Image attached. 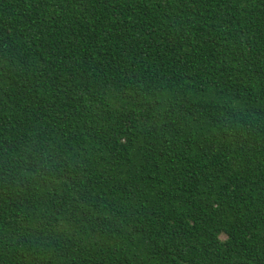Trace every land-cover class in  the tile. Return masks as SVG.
<instances>
[{
    "label": "trees",
    "instance_id": "16d2710c",
    "mask_svg": "<svg viewBox=\"0 0 264 264\" xmlns=\"http://www.w3.org/2000/svg\"><path fill=\"white\" fill-rule=\"evenodd\" d=\"M0 264H264V0H0Z\"/></svg>",
    "mask_w": 264,
    "mask_h": 264
}]
</instances>
